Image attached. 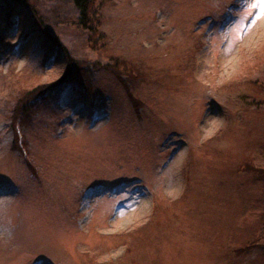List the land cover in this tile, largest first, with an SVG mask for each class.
Wrapping results in <instances>:
<instances>
[{
  "label": "rangeland",
  "instance_id": "rangeland-1",
  "mask_svg": "<svg viewBox=\"0 0 264 264\" xmlns=\"http://www.w3.org/2000/svg\"><path fill=\"white\" fill-rule=\"evenodd\" d=\"M28 20L0 56V264H264V250L233 253L264 200V180L237 171L264 143V0H113L106 51L74 56L136 65L141 107L101 71L92 117L63 91L27 128L34 174L10 150V111L63 59L42 68ZM65 32L67 48L84 44Z\"/></svg>",
  "mask_w": 264,
  "mask_h": 264
},
{
  "label": "trees",
  "instance_id": "trees-1",
  "mask_svg": "<svg viewBox=\"0 0 264 264\" xmlns=\"http://www.w3.org/2000/svg\"><path fill=\"white\" fill-rule=\"evenodd\" d=\"M2 3L0 7V56L4 52L15 49V45L8 44L6 34L16 31L19 27V19L22 15H26L29 19V33L26 32V36L35 35L40 43L45 45L42 48V68L50 65L48 58L52 56H60L63 59V68L57 80L46 84H36L24 91H21L20 87L19 92H22V95L17 98V102L10 111L8 128L13 137L10 150L19 153L24 158L23 162L32 174L35 168L29 158L26 132L34 121V113L39 111L41 105L55 102L58 95L65 90H69L76 97H82L92 112L103 108L106 104L104 97L94 95L96 90L94 72L101 71L112 76L123 88L132 109L137 113L141 106L139 101L132 96V87L135 83L142 81L143 75L136 65L113 56H108L105 63L98 61L92 63L85 58L77 59L74 56V51L79 47L81 50L82 47L87 49L91 55H100L106 51L107 37L102 27L105 11L113 0H2ZM69 28L74 29L76 36L79 33L83 34L82 37H77V40L83 39L81 43L84 42V44H78V46L73 44V47H68L69 49L66 47L62 39L63 35L68 36L69 33L65 31ZM76 36H71V38L76 39ZM256 88L260 91L259 87L256 86ZM253 104L255 110L260 108L259 104H263L264 110V103L255 102ZM18 140L21 146L18 145ZM257 149L249 161L239 165L237 171L241 174H249L256 180H264V143ZM253 209L257 212L259 226L243 247L233 251L237 256L247 254L252 250H264V200L258 206L254 205Z\"/></svg>",
  "mask_w": 264,
  "mask_h": 264
}]
</instances>
